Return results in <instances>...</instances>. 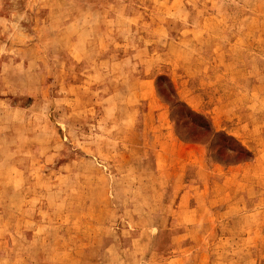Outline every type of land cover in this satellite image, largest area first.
Returning a JSON list of instances; mask_svg holds the SVG:
<instances>
[{"label": "rangeland", "instance_id": "obj_1", "mask_svg": "<svg viewBox=\"0 0 264 264\" xmlns=\"http://www.w3.org/2000/svg\"><path fill=\"white\" fill-rule=\"evenodd\" d=\"M0 264H264V0H0Z\"/></svg>", "mask_w": 264, "mask_h": 264}, {"label": "crops", "instance_id": "obj_2", "mask_svg": "<svg viewBox=\"0 0 264 264\" xmlns=\"http://www.w3.org/2000/svg\"><path fill=\"white\" fill-rule=\"evenodd\" d=\"M182 91L184 92V94H186V96L188 97V98H191L190 100L192 101V102H195V101H197V100H199L200 98H201V96L200 95H197V93H195L196 91H198V90H192L189 86H183V89H182ZM223 105H225V106H228V107H231V108H233L232 106L234 105L233 103H231L229 100H226L224 103H222ZM216 113V112H215ZM220 118H222V117H220ZM231 121H233V119L231 118ZM176 260V259H175ZM174 260V261H175Z\"/></svg>", "mask_w": 264, "mask_h": 264}]
</instances>
